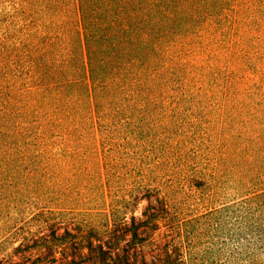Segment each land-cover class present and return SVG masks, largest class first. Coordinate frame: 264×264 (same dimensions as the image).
Returning a JSON list of instances; mask_svg holds the SVG:
<instances>
[{
  "label": "trees",
  "instance_id": "obj_1",
  "mask_svg": "<svg viewBox=\"0 0 264 264\" xmlns=\"http://www.w3.org/2000/svg\"><path fill=\"white\" fill-rule=\"evenodd\" d=\"M3 5L0 222L62 169L53 160L96 140L134 250L112 256L123 232L53 224L43 247L79 239L101 264H264V0Z\"/></svg>",
  "mask_w": 264,
  "mask_h": 264
},
{
  "label": "rangeland",
  "instance_id": "obj_2",
  "mask_svg": "<svg viewBox=\"0 0 264 264\" xmlns=\"http://www.w3.org/2000/svg\"><path fill=\"white\" fill-rule=\"evenodd\" d=\"M4 6L3 0H0L2 17ZM87 146L81 148L80 152L86 149L89 154L78 155L80 152H75L63 156L61 160H53L52 164L62 169L56 170L54 174L49 173L47 186L41 188L40 193L34 189L28 194L15 222H0L3 226V232L0 233V264H101L97 252L91 253L82 248L79 239L75 247L65 244L58 249L43 247L44 243L35 241L36 236L50 232L45 227L48 224H53L58 234L67 229L72 234H78L79 238L82 236L79 232L89 231L88 228H93L104 237L111 230L120 234L123 232L127 240L121 243L122 247L114 251L112 256L116 258L117 253L127 254L122 248L133 252V245L128 242L132 239V231L127 230L133 222H114L111 215V196L104 179L100 177L104 174L101 146L96 140ZM73 150L78 148L74 147ZM147 204L148 201L142 200L138 215L141 216ZM48 219L54 222H46ZM125 224L129 227L124 231ZM143 229L138 231L140 236L147 235ZM158 240L162 244L161 236ZM135 250L150 260V247L139 246ZM108 260L110 264L115 263L112 259Z\"/></svg>",
  "mask_w": 264,
  "mask_h": 264
}]
</instances>
